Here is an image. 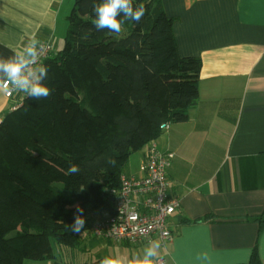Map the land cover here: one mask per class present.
<instances>
[{
  "label": "trees",
  "instance_id": "obj_1",
  "mask_svg": "<svg viewBox=\"0 0 264 264\" xmlns=\"http://www.w3.org/2000/svg\"><path fill=\"white\" fill-rule=\"evenodd\" d=\"M94 2L73 1L63 47L42 63L49 97L23 92L0 120V264L54 260L43 255L52 242L80 246L84 232L102 239L90 215L113 213L129 157L198 103L201 62L180 56L160 0H132L145 15L137 23L121 12L119 34L95 28ZM69 163L80 172L66 175ZM75 205L80 233L68 228Z\"/></svg>",
  "mask_w": 264,
  "mask_h": 264
},
{
  "label": "crops",
  "instance_id": "obj_2",
  "mask_svg": "<svg viewBox=\"0 0 264 264\" xmlns=\"http://www.w3.org/2000/svg\"><path fill=\"white\" fill-rule=\"evenodd\" d=\"M73 1L0 0V61L27 53L32 41H50L58 52ZM160 1L180 56L201 62L197 105L154 141L158 151L173 154L167 170L168 195L179 200L169 220L173 239L129 245L84 232L80 245L106 250L102 259L119 264L143 260L149 247L154 264H249L254 249L264 264V0ZM5 77L0 71V83ZM17 104L0 88V120ZM147 148L129 157L124 176L139 175Z\"/></svg>",
  "mask_w": 264,
  "mask_h": 264
},
{
  "label": "built area",
  "instance_id": "obj_3",
  "mask_svg": "<svg viewBox=\"0 0 264 264\" xmlns=\"http://www.w3.org/2000/svg\"><path fill=\"white\" fill-rule=\"evenodd\" d=\"M35 49L34 57L27 53L19 56L27 62L21 75L33 73L53 51L50 41L35 44ZM0 88L6 99L23 93L10 86L6 77L1 81ZM168 127L163 124L160 129L164 131ZM172 159V153L160 152L154 142L149 143L139 175L121 176V187L114 201L113 213L94 218L90 228L92 235L129 245L145 242L152 236H156L164 245L170 243L173 234L169 220L179 207V200L168 195L167 170ZM157 262L165 264L162 259Z\"/></svg>",
  "mask_w": 264,
  "mask_h": 264
},
{
  "label": "clouds",
  "instance_id": "obj_4",
  "mask_svg": "<svg viewBox=\"0 0 264 264\" xmlns=\"http://www.w3.org/2000/svg\"><path fill=\"white\" fill-rule=\"evenodd\" d=\"M93 12L95 18L92 20L93 25L97 29H109L110 32L119 34L122 31L123 21L117 20V16L123 12L125 19H131L132 21L139 22L145 15L146 9L143 3H141L135 10L132 7V0H102L101 3H93ZM35 44L36 41H32V46L26 49L28 56H35ZM27 66V62L21 57L16 59H10L7 62L0 61V71L6 76V81L10 86H14L17 91L25 92L31 98L39 101L41 99H47L50 95V88L41 83V81L47 75L46 66H41L38 69H34L33 73L27 75H21L24 67ZM163 127V125H161ZM109 163L115 165V160H109ZM80 172L78 165L69 163L66 175H76ZM74 222L69 225L68 228L74 233H80L84 228L85 219L82 215L83 208L79 205H75ZM157 248L159 247L158 241H151ZM155 256V249L149 247L145 250L143 260H137L134 264H154L151 257ZM99 264H119L118 261L105 257ZM131 264V262H130ZM158 264V262H157Z\"/></svg>",
  "mask_w": 264,
  "mask_h": 264
},
{
  "label": "rangeland",
  "instance_id": "obj_5",
  "mask_svg": "<svg viewBox=\"0 0 264 264\" xmlns=\"http://www.w3.org/2000/svg\"><path fill=\"white\" fill-rule=\"evenodd\" d=\"M63 43L64 40L61 46H59L60 49L63 47ZM87 249L84 250L81 245L75 247H61L52 242L50 254L55 258L54 260L35 261L27 259L24 260L23 264H97L106 253V250H102L98 247L91 251ZM115 257L114 255V258Z\"/></svg>",
  "mask_w": 264,
  "mask_h": 264
}]
</instances>
